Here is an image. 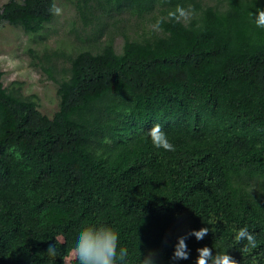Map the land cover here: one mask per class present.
<instances>
[{
  "label": "trees",
  "instance_id": "obj_1",
  "mask_svg": "<svg viewBox=\"0 0 264 264\" xmlns=\"http://www.w3.org/2000/svg\"><path fill=\"white\" fill-rule=\"evenodd\" d=\"M71 1L80 44L34 62L58 84L53 116L0 66V264H79L85 226L114 228L125 264L149 251L156 264H194L205 245L264 264V29L250 17L264 0ZM52 3L7 0L0 24L39 35ZM177 6L190 19L153 31ZM123 12L138 18L130 33ZM154 124L175 151L153 147ZM205 226L202 240L186 237L189 259L173 261L177 237ZM245 226L254 249L234 240Z\"/></svg>",
  "mask_w": 264,
  "mask_h": 264
},
{
  "label": "rangeland",
  "instance_id": "obj_2",
  "mask_svg": "<svg viewBox=\"0 0 264 264\" xmlns=\"http://www.w3.org/2000/svg\"><path fill=\"white\" fill-rule=\"evenodd\" d=\"M6 1L0 0V7ZM55 4L63 10L62 15L54 16L39 35H32L21 26L7 21L0 24V66L4 70L5 84L9 85L14 80L23 81V92L38 94L39 108L50 116H53L59 107L58 84L49 78L40 66H35L34 62H39V55H42L45 48L51 51L66 50L79 43L75 24L76 27L81 25V17L78 16L74 2L55 0ZM118 17L123 20L121 26L125 27L128 33L134 31L138 21L135 15L123 12ZM115 43L117 50L122 51L124 36L117 34ZM31 48L37 53L30 52ZM59 64L65 65L62 58Z\"/></svg>",
  "mask_w": 264,
  "mask_h": 264
},
{
  "label": "clouds",
  "instance_id": "obj_3",
  "mask_svg": "<svg viewBox=\"0 0 264 264\" xmlns=\"http://www.w3.org/2000/svg\"><path fill=\"white\" fill-rule=\"evenodd\" d=\"M49 11L54 16L62 15L63 10L52 3ZM192 15L190 9H185L182 6H177L174 10L167 13V17L158 18L152 25L153 31H160L161 25L165 19L171 22H187ZM250 17L256 28L264 29V7H257L250 12ZM148 136L151 139L153 147L163 149L164 151H175V146L169 141L166 133L161 125L154 124L148 130ZM17 158H21L19 153H16ZM208 225V224H207ZM210 232V227H200L192 229L189 233L177 237V242L174 245L171 259L188 260L189 250L186 243L187 236H194L198 241L202 240ZM234 240L237 244L246 241L245 250L254 249L257 247L256 236L246 226L236 230ZM198 255L195 258L194 264H238L229 252L217 251L213 254L212 248L208 246L199 247L196 249ZM47 253L50 257L57 256L55 244H49ZM127 247L120 246L119 233L109 226H85L78 234L75 242V247L71 252V257L77 260L79 264H125L128 257ZM155 252L149 251L147 255L141 258L140 264H156L154 259Z\"/></svg>",
  "mask_w": 264,
  "mask_h": 264
}]
</instances>
